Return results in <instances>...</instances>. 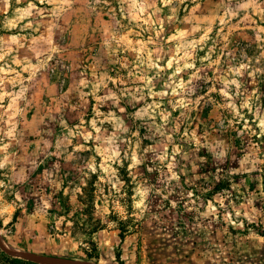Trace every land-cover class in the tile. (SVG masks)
<instances>
[{
	"label": "rangeland",
	"instance_id": "374dc122",
	"mask_svg": "<svg viewBox=\"0 0 264 264\" xmlns=\"http://www.w3.org/2000/svg\"><path fill=\"white\" fill-rule=\"evenodd\" d=\"M0 55L3 252L264 264V0H0Z\"/></svg>",
	"mask_w": 264,
	"mask_h": 264
},
{
	"label": "clouds",
	"instance_id": "9594fccd",
	"mask_svg": "<svg viewBox=\"0 0 264 264\" xmlns=\"http://www.w3.org/2000/svg\"><path fill=\"white\" fill-rule=\"evenodd\" d=\"M2 2L7 6L8 0H2ZM18 2H19V0H18ZM40 2L41 3L47 2V3H53V4H56V3H59V4H70L72 2V0H40ZM34 7H35V5H33L31 3L29 4V6H28V14H31V9L34 8ZM28 26H30V25H28ZM10 41L11 42H17V38L16 37H11ZM51 51L52 52H57L58 49L52 48ZM3 59H4V55H0V60H3ZM48 59H51V56H49ZM13 62L17 63V64L20 63L19 61H13ZM41 63H46V61L41 62ZM31 67H33L35 70L32 72V75L29 76V78H28L29 80L33 79V77L35 75V71H39V67H37V66H31ZM27 70H29V69L25 68V71H27ZM13 71H14L13 69H9V70L5 71V69L0 68V101H2L5 96H13L14 100L22 99L23 98V94L28 91V89L26 87H23L24 80L20 76L19 73L16 74V77L14 79L9 80L7 82L13 84V86H15L17 83L22 85V87L20 89V92L16 93V94H13V93L5 92L3 90V85L5 83L4 77L9 76ZM81 84L83 85L84 81H81ZM225 95H226V93H225ZM108 98H113V97H106L105 99H108ZM261 127L264 128V120L261 121ZM114 155H118V153H116ZM2 166L3 165H0V167H2ZM0 187H3V185L0 184ZM2 196H3V194L0 193V199H2ZM16 199L17 200L20 199L19 193H17ZM9 207H11V206H9Z\"/></svg>",
	"mask_w": 264,
	"mask_h": 264
},
{
	"label": "trees",
	"instance_id": "16d2710c",
	"mask_svg": "<svg viewBox=\"0 0 264 264\" xmlns=\"http://www.w3.org/2000/svg\"><path fill=\"white\" fill-rule=\"evenodd\" d=\"M82 203L84 205H87L89 203V201L88 200H84ZM87 207H88V205H87ZM87 211H88L87 209L84 210L85 213ZM86 215L88 216V214H86ZM117 224H118L117 225L118 226L117 229L120 231V237L122 238L128 232L126 222L118 221ZM99 229H102V226L99 223L94 222L91 225V229L88 231V233L92 234V233L98 231ZM87 244L89 245V247L87 249H85V251H84L86 257L88 259H92V258L96 259L97 255L95 254V252H96L95 245L93 244L92 241L87 242ZM0 264H38V263H35V262H33L31 260H28V259L14 258L13 256L3 252L0 249Z\"/></svg>",
	"mask_w": 264,
	"mask_h": 264
}]
</instances>
